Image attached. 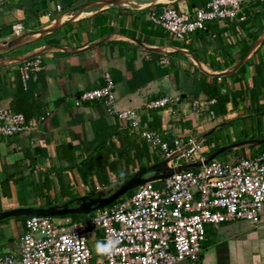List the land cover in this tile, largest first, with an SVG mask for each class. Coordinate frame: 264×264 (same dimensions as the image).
Wrapping results in <instances>:
<instances>
[{
  "label": "crops",
  "instance_id": "1",
  "mask_svg": "<svg viewBox=\"0 0 264 264\" xmlns=\"http://www.w3.org/2000/svg\"><path fill=\"white\" fill-rule=\"evenodd\" d=\"M102 1L0 0V109L19 112L35 124L0 137V213L107 196L145 162L136 159L135 149L146 152L147 165H153L157 156L140 133L109 115L102 103L74 106L81 92L103 85L104 75L113 84L115 110L135 111L140 130L157 131L171 141L214 128L208 133L211 144L204 145L206 156L213 146L241 141L256 144L235 150H241L239 158L264 149V143L258 144L264 141V0H245L234 19L208 22L184 42L173 40L148 15L164 5L190 12L201 0L101 6ZM61 14L77 17L55 21L53 30L34 39L27 38L37 34L21 37ZM14 24L22 27L16 36ZM34 57L42 69L22 83L17 67ZM176 95L181 100L171 108H144L151 100ZM196 100L214 101L207 106L212 119L205 111H192L190 102ZM113 128L119 137L107 133ZM183 164L174 160L168 166ZM24 218L0 220V254L17 252ZM55 218L71 222L70 217ZM218 226L229 238L207 246L206 231L198 261L178 264H264V207L256 225L234 221Z\"/></svg>",
  "mask_w": 264,
  "mask_h": 264
},
{
  "label": "built area",
  "instance_id": "2",
  "mask_svg": "<svg viewBox=\"0 0 264 264\" xmlns=\"http://www.w3.org/2000/svg\"><path fill=\"white\" fill-rule=\"evenodd\" d=\"M190 12L168 5L151 11L148 19L178 42L208 22L232 20L245 0H201ZM58 10V7H57ZM22 31L12 26V35ZM42 69L39 57L23 61L17 67L22 83ZM113 84L108 75L99 88L81 92L74 106L100 102L112 117L127 124L132 133H140L149 149L158 151L168 163L183 160L201 163L200 167L174 172L161 180L134 188L124 201L119 200L95 211L83 222L71 223L55 217L26 216L15 254H0V264H178L195 263L202 253L208 226L242 221L256 225L264 207V150L253 157L221 163L214 159L202 164L206 148L200 136L175 138L168 145L164 135L140 130L138 114L133 110H115ZM178 95L163 96L144 105L145 109L171 108L180 102ZM213 100L192 101L195 113H213L207 106ZM21 113L0 109V137H11L34 127ZM140 131V132H139ZM96 232L99 235H96ZM92 236L99 244L114 242L110 253L94 255L88 246Z\"/></svg>",
  "mask_w": 264,
  "mask_h": 264
},
{
  "label": "water",
  "instance_id": "3",
  "mask_svg": "<svg viewBox=\"0 0 264 264\" xmlns=\"http://www.w3.org/2000/svg\"><path fill=\"white\" fill-rule=\"evenodd\" d=\"M15 38V37H14ZM13 38V39H14ZM214 128H212L207 133L200 135L197 140L203 139L205 135L209 132H212ZM264 143V141L259 142L258 144ZM256 142L253 140L250 141H241L232 143L222 149H219L207 156L202 158V164H205L208 160L214 159L215 156L223 153V152H231L242 148H248L255 145ZM169 158H166L156 164L147 166L141 170L133 173L128 179L123 181L112 193L107 196L99 194L92 196H81L74 200H71L67 203H63L62 205H52L44 209H15L6 212L0 213V220L11 217V216H48V217H60L65 215H87L88 213L94 212L98 209L106 207L112 204L118 197L125 194L126 192L133 190L137 186L146 183V182H156L163 180L174 172H181L190 170L193 168L200 167L201 163H187L183 165H179L176 167H169L168 162ZM150 174V175H149ZM74 203L73 207L69 205Z\"/></svg>",
  "mask_w": 264,
  "mask_h": 264
},
{
  "label": "rangeland",
  "instance_id": "4",
  "mask_svg": "<svg viewBox=\"0 0 264 264\" xmlns=\"http://www.w3.org/2000/svg\"><path fill=\"white\" fill-rule=\"evenodd\" d=\"M214 135H215V134H214ZM234 135H235L236 137H239V134H238L237 132H234ZM240 151H241V150H240ZM240 151H235V152H231V153H221V154L215 156V157H214V160H216V161H218V162H221V163L234 161V160H236L237 158L240 157ZM150 153H152L153 155L157 156V158H158V155H159L158 151H155V152L150 151ZM149 158H150V157L148 156V159H149ZM162 160H163V159H162ZM152 184H153L154 187H160V186H161L159 181L152 182ZM161 184H162V182H161ZM159 185H160V186H159ZM133 190H134V189H133ZM133 190H130V192L133 193ZM128 197H129V196H128L127 194H123V195H121L120 197H118L114 202H117V201H119V200L124 201V200H126ZM114 202H113V203H114ZM94 213H95V211H94V212H91V213H88L87 215H79V216H80L81 220H82V219L85 220V219H88L89 217L93 216ZM235 222H236V221H235ZM234 224H235V223H234ZM245 224H246V223H245ZM221 227H222V226H208V227H206V228H207L206 231H208V232H207V238H208V244H207V246H209V245H211V244H213V243H214V244L217 243L218 240H223L224 238H229L230 235H228V234L226 233V231H223V230L221 229ZM96 235L98 236L99 233L96 232ZM89 238H90V239H89V242H88V246H89V248H90L91 253L93 254V256H94V255H99V253H98L97 250H96V246H97L98 243H97L94 239H92V236L89 237Z\"/></svg>",
  "mask_w": 264,
  "mask_h": 264
},
{
  "label": "trees",
  "instance_id": "5",
  "mask_svg": "<svg viewBox=\"0 0 264 264\" xmlns=\"http://www.w3.org/2000/svg\"><path fill=\"white\" fill-rule=\"evenodd\" d=\"M210 88H212L213 89V86L211 85L210 86ZM213 91H214V89H213ZM213 95V94H212ZM14 112H16V111H14ZM17 113H19V112H17ZM23 115V114H22ZM24 118H26L25 116H24ZM154 129H157V126H156V128H154ZM107 133H110V135H112V136H116V137H119L120 136V133H119V131H117L116 129H111V130H109V129H107ZM125 134V133H124ZM208 136H209V134L205 137V138H203V140H202V143H203V145H205V146H209V144H211V140L208 138ZM168 141V145L169 146H171V141H169V140H167ZM219 149H222V147H216V146H213L212 148H210L209 149V153H212V152H215V151H217V150H219ZM241 150H245V149H241ZM262 150H264V149H262ZM134 152L136 153V159L138 160V161H140L141 159L144 161V159H145V162H140L139 164H138V166H137V170H141V169H143V168H145L146 166H148L147 165V153L145 152V153H143L141 150H134ZM145 155V156H144ZM144 156V157H143ZM246 156H243V157H241V158H245ZM144 158V159H143ZM157 158V157H156ZM162 157H161V155H160V159H159V157L157 158V159H155V160H153L152 161V164H155V163H157V162H160V161H162ZM240 159V158H239ZM238 159H236V160H234V161H231V162H236ZM226 163V162H225ZM132 175V174H131ZM130 175V176H131ZM129 176V177H130ZM125 194H127L128 196H130L131 194H132V192H130V191H128V192H126ZM61 217H70L71 218V222H83V221H85L84 219H82L81 220V218H80V216L79 215H74V214H72V215H65V216H61Z\"/></svg>",
  "mask_w": 264,
  "mask_h": 264
},
{
  "label": "bare ground",
  "instance_id": "6",
  "mask_svg": "<svg viewBox=\"0 0 264 264\" xmlns=\"http://www.w3.org/2000/svg\"><path fill=\"white\" fill-rule=\"evenodd\" d=\"M123 1H125V0H121V1H118V0H105V1H102V2H100V4H101V6H106L107 4H112V3H119V4H122V2ZM77 16H67V15H65V14H61V15H59L58 17H56L55 19H53V20H51L46 26H44L42 29H40V30H38L37 32H35V33H32V32H30V33H28V35L27 34H25V35H22L21 37L22 38H25V37H29V36H31V34H37V35H35L34 37H30V38H27V39H34V38H36V37H38V36H40V35H43V34H45V33H48V32H50L51 30H53L54 28H52V26H54V22L55 21H57V20H63V22L64 21H66L67 19H74V18H76ZM62 22V23H63ZM61 23V24H62ZM60 24V25H61ZM58 27V26H57ZM47 28V29H46ZM52 28V29H51ZM56 28V27H55ZM46 29V30H45ZM43 30H45L44 32H43ZM15 39H17V38H14V39H12V40H15ZM26 39V40H27ZM8 41H11V39H8Z\"/></svg>",
  "mask_w": 264,
  "mask_h": 264
},
{
  "label": "clouds",
  "instance_id": "7",
  "mask_svg": "<svg viewBox=\"0 0 264 264\" xmlns=\"http://www.w3.org/2000/svg\"><path fill=\"white\" fill-rule=\"evenodd\" d=\"M114 242L109 241L108 244H97L96 250L98 253H110L112 247H113Z\"/></svg>",
  "mask_w": 264,
  "mask_h": 264
}]
</instances>
